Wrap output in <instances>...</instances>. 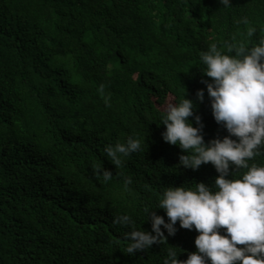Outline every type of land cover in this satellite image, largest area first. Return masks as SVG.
<instances>
[{"label":"trees","instance_id":"1","mask_svg":"<svg viewBox=\"0 0 264 264\" xmlns=\"http://www.w3.org/2000/svg\"><path fill=\"white\" fill-rule=\"evenodd\" d=\"M233 36L249 47L264 37V0H0V264H163L170 247L179 260L197 251L199 233L179 221L173 235L161 225L167 243L133 254L124 236L152 231L144 208L165 187H211L219 175L211 162L180 164L162 115L185 94L205 143L228 135L212 115L200 53L211 43L226 52ZM129 136L141 149L116 167L104 147ZM253 163L264 165V149ZM245 171L233 166L228 178ZM125 213L131 225L113 222Z\"/></svg>","mask_w":264,"mask_h":264},{"label":"clouds","instance_id":"2","mask_svg":"<svg viewBox=\"0 0 264 264\" xmlns=\"http://www.w3.org/2000/svg\"><path fill=\"white\" fill-rule=\"evenodd\" d=\"M220 3L230 6V0ZM235 23L249 25V20L241 17ZM255 32V26L247 28L248 37ZM235 40L233 36L232 42H224L226 52H221L217 43H211L207 51L200 53L205 66L202 71L212 78L206 82L212 115L228 135L205 143L200 117H194L198 127L188 119L196 105L185 94L178 102L168 103L162 115L166 126L162 138L183 150L180 164L196 170L211 162L219 175L211 187L203 182L195 183L194 188L165 187L155 208L163 209L168 221L157 215L155 208L146 206L144 213L146 219H151L152 231L133 228L126 232V253L147 250L154 243H167L161 225L173 235L179 221L180 227H194L199 233L194 240L197 251L189 253L186 260H179L177 252L170 247L163 264H208L209 261L210 264H264V165H249V160L261 155L264 149V37L250 47ZM203 93V89L196 93L201 101ZM140 149V140L129 136L125 143L105 145L104 152L119 167L122 157ZM233 166L247 171L239 179L228 178ZM93 171L103 182L113 175L101 165H93ZM123 183L127 187L132 178L125 176ZM113 222L122 226L133 223L127 213L116 216ZM222 227L226 234H221Z\"/></svg>","mask_w":264,"mask_h":264}]
</instances>
